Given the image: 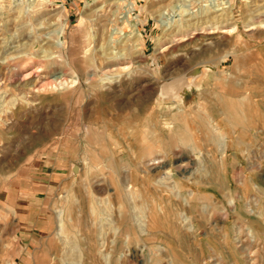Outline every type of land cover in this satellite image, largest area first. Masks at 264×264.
Segmentation results:
<instances>
[{
    "label": "rangeland",
    "instance_id": "374dc122",
    "mask_svg": "<svg viewBox=\"0 0 264 264\" xmlns=\"http://www.w3.org/2000/svg\"><path fill=\"white\" fill-rule=\"evenodd\" d=\"M73 7L0 0V264H264V0Z\"/></svg>",
    "mask_w": 264,
    "mask_h": 264
},
{
    "label": "bare ground",
    "instance_id": "6f19581e",
    "mask_svg": "<svg viewBox=\"0 0 264 264\" xmlns=\"http://www.w3.org/2000/svg\"><path fill=\"white\" fill-rule=\"evenodd\" d=\"M170 80V78H169ZM197 81H196V77L194 76L192 80H189V77L187 75H185L184 77L182 78H178V79H175L173 82L165 85V87L163 88V92L165 91L166 92V96L168 97H176V98H179L182 94V91L187 89V88H192L194 86V84H196ZM241 83V82H240ZM237 86V85H236ZM263 91V90H262ZM264 93V92H263ZM262 93H260L261 95ZM241 105H240V101L239 100H236L234 98H225V100L223 101V109H221L222 111L225 112L226 115H229L231 118H242L241 115H240V111H238L240 109ZM223 112V113H224ZM205 113V112H204ZM207 113V112H206ZM255 113L254 112H251L249 114H247L246 117H248V119L252 121H255L256 119V115H254ZM249 115L251 116L249 118ZM256 116V117H255ZM231 118H227L225 121H217V120H214L212 119L211 120V124L207 127L206 123L202 122V127L206 130V131H211L212 132H216V134L218 133V140L220 142V147L219 149H222L223 152H226L229 147H230V138L232 137L231 135L230 136H227L226 139H225V136L221 135L220 132H219V129L222 127V125L224 123H227V122H230V119ZM210 119V118H209ZM222 120V119H221ZM249 120V121H250ZM232 124V123H231ZM216 139V138H215ZM219 147V146H218ZM206 149V148H205ZM225 156V155H224ZM234 156V155H233ZM225 158V157H224ZM223 160V159H222ZM157 161V159H156ZM159 162V161H157ZM222 163V162H221ZM225 163V161H224ZM222 165V164H221ZM116 166V165H115ZM161 168V167H160ZM197 168V167H196ZM161 170V169H160ZM226 170V169H225ZM77 171V169H76ZM194 172V171H192ZM191 172V173H192ZM201 172V171H200ZM226 173V172H225ZM224 173V174H225ZM193 175V173L191 174ZM238 177V176H237ZM232 178V177H231ZM243 178V177H242ZM224 179V178H223ZM237 179V178H236ZM140 180V179H139ZM235 182V181H234ZM233 182V183H234ZM134 185V184H133ZM124 186V185H123ZM223 194V193H222ZM243 195V194H242ZM195 198V197H194ZM127 199V198H126ZM255 203V202H254ZM253 205V204H252ZM239 214V213H238ZM241 215V214H240Z\"/></svg>",
    "mask_w": 264,
    "mask_h": 264
},
{
    "label": "built area",
    "instance_id": "2783aa9c",
    "mask_svg": "<svg viewBox=\"0 0 264 264\" xmlns=\"http://www.w3.org/2000/svg\"><path fill=\"white\" fill-rule=\"evenodd\" d=\"M49 4H56L60 7H66V0H46Z\"/></svg>",
    "mask_w": 264,
    "mask_h": 264
},
{
    "label": "crops",
    "instance_id": "0c3cea01",
    "mask_svg": "<svg viewBox=\"0 0 264 264\" xmlns=\"http://www.w3.org/2000/svg\"><path fill=\"white\" fill-rule=\"evenodd\" d=\"M76 1L77 0H66V7H69L70 8V10H72L71 9V7H73V6H75V3H76ZM74 8V7H73ZM73 13V12H72Z\"/></svg>",
    "mask_w": 264,
    "mask_h": 264
}]
</instances>
